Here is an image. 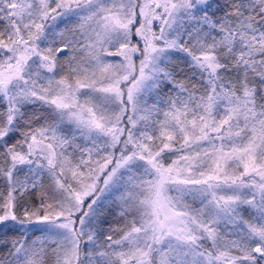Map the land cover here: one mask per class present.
<instances>
[{"label":"snow or ice","instance_id":"obj_1","mask_svg":"<svg viewBox=\"0 0 264 264\" xmlns=\"http://www.w3.org/2000/svg\"><path fill=\"white\" fill-rule=\"evenodd\" d=\"M0 264H264V0H0Z\"/></svg>","mask_w":264,"mask_h":264}]
</instances>
